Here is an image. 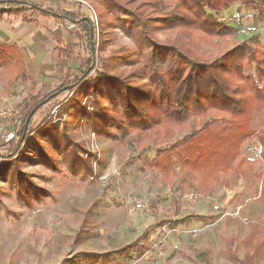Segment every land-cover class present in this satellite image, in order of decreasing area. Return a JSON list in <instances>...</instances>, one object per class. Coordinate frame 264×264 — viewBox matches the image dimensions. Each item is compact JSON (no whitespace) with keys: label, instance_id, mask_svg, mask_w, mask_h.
<instances>
[{"label":"trees","instance_id":"obj_1","mask_svg":"<svg viewBox=\"0 0 264 264\" xmlns=\"http://www.w3.org/2000/svg\"><path fill=\"white\" fill-rule=\"evenodd\" d=\"M82 1L78 0L77 6L70 10L41 9L59 22L64 18L81 30L80 35L88 38L87 48L91 51L88 58L82 57L84 63L72 77L63 78L53 97L64 92L75 94L80 84L88 86L80 88L96 101L89 127L97 135L119 139L125 149L135 153L140 149L138 158L154 150L152 169L159 170L163 181L179 179L188 190L195 188L207 193L231 189L235 180L248 173L244 167L250 160L242 154V148L253 135L261 145L264 161V37L259 33L246 40L239 39L233 47L215 56L203 50L202 42L203 38H224L238 33V28L224 18L223 12L231 8L239 14L238 21H253L258 27L264 19V0H90L99 14L89 0H84L86 5ZM1 5L6 7L2 10L0 7L3 13L23 12L28 8L13 1L1 2ZM99 15L101 26H118L132 39L136 46L135 58L131 54L107 57L95 54L96 42L95 49L90 45L91 29L94 40L100 31ZM158 30H176L179 38L160 42L155 35ZM59 51L71 55V50ZM123 66L130 69L124 73ZM0 67L1 78L9 85L30 80L22 56L13 45H0ZM106 94L114 104L110 110L102 101ZM79 97L72 98L74 102L70 106L75 102L80 104ZM49 101L48 96L27 103L22 109L20 124L14 129V138L6 143L16 141V152L35 132L36 138L50 140L57 157L73 173L81 178L98 176L92 166L93 155H82L85 147L77 145L66 126L59 127L46 118L38 120V114ZM65 104L69 109L70 103ZM86 113L87 108L79 106L72 116L79 119ZM110 123L122 131L121 135L111 131ZM37 147L38 161L60 170L55 156L41 144L37 143ZM180 162L182 166L177 168ZM0 173L17 188L19 199L32 206L39 200L36 191L40 189L20 171L9 167ZM260 179L258 198L264 206V173ZM176 203L179 207L180 202L176 200ZM251 226L258 228L257 223ZM154 228L144 231L145 241L150 240L148 231ZM89 232L87 228H80L74 242L82 241ZM253 239V233L243 239L242 257L232 248L233 243L235 246L239 243L231 240L226 250L228 257L238 264H255L261 258V248L260 239L257 237L256 242ZM77 256L85 264H123L122 256L131 255L127 250L118 249L84 251Z\"/></svg>","mask_w":264,"mask_h":264},{"label":"rangeland","instance_id":"obj_2","mask_svg":"<svg viewBox=\"0 0 264 264\" xmlns=\"http://www.w3.org/2000/svg\"><path fill=\"white\" fill-rule=\"evenodd\" d=\"M77 2L62 0L63 6L69 9L75 8ZM88 3L99 14L94 2L89 0ZM223 14L232 26L238 28V33L224 38H203V50L212 56L233 47L239 39L258 35L260 28L264 27V19L259 21L258 27L253 21H238L236 17L239 14L235 8L225 10ZM101 21L99 15L100 31L97 38L90 39L93 49L96 45L95 54L100 57L131 54L134 57L136 46L132 39L118 26H101ZM72 30L78 34V40L74 38L78 42L71 48V60H78L79 55L88 58L91 54L87 48L88 38H82L77 27ZM155 35L160 42L178 37L176 30H158ZM128 69L123 66L121 71ZM45 77L49 84L29 80L9 85L0 73V110L21 108L22 111L27 103L49 96L50 101L38 114V120L46 118V121L58 123L59 127L66 126L77 145L85 147V150L79 149L82 155H93L92 166L99 174L81 178L73 173L57 157L50 140L36 138L35 132L14 152L16 141L6 143L11 124L0 118V171L14 167L40 189L36 191L39 200L33 206L32 203L28 205L19 199L18 190L9 178L0 173V264H85L77 258L80 252L118 249L127 250L131 255L122 256L123 264H238L228 257L227 246L231 240H236L239 244L235 246L233 243L232 248L242 257L245 254L243 239L250 233H253V242L257 237L260 239L261 258L255 264H264V232L261 228L264 226V206L258 198L264 161L255 135L242 148V154L250 160L244 167L248 173L235 180L231 189L207 193L195 188L188 190L179 179L163 181L159 170L152 169L150 161L154 150L138 158L140 149L136 153L125 149L119 139L97 135L89 127V117L96 101L95 97L81 91L83 86L84 89L88 86L80 84L75 94L64 92L53 97L57 95L61 82L53 74L46 73ZM141 81L145 79L138 80V83ZM77 95L80 96V104L75 102L70 106L74 102L72 98ZM104 96L103 100L98 98L110 110L114 104L107 94ZM63 103H70L69 109ZM115 103L118 104L117 101ZM79 106L86 107L88 113L75 119L72 113ZM257 120L258 115L255 122ZM19 124L20 120L12 126L16 128ZM110 129L118 135L122 133L113 123H110ZM37 143L55 156L60 170L38 161ZM180 166L181 162L176 164L177 168ZM192 192L201 198H193ZM176 200L180 202L179 207ZM137 201L146 204L138 207ZM251 222L257 223L258 228H252ZM153 226L155 228L148 231L150 240L145 241L144 231ZM80 228H87L90 232L82 241L75 243L74 238Z\"/></svg>","mask_w":264,"mask_h":264},{"label":"crops","instance_id":"obj_3","mask_svg":"<svg viewBox=\"0 0 264 264\" xmlns=\"http://www.w3.org/2000/svg\"><path fill=\"white\" fill-rule=\"evenodd\" d=\"M5 1L28 6L23 12H0V45L18 48L30 81L49 84L46 73L53 74L59 82L67 76H73L82 64L81 55L78 60H71L73 54L64 55L59 49L71 50L78 42V34L72 30L75 26L65 22L64 18L59 22L53 15L41 10H70L63 6L62 0H0V3ZM0 7L1 10L6 8L2 5ZM55 23L58 25L54 26ZM69 70L72 72L69 73ZM93 167L95 172H99Z\"/></svg>","mask_w":264,"mask_h":264},{"label":"built area","instance_id":"obj_4","mask_svg":"<svg viewBox=\"0 0 264 264\" xmlns=\"http://www.w3.org/2000/svg\"><path fill=\"white\" fill-rule=\"evenodd\" d=\"M260 33L262 34V36L264 37V27L260 28ZM21 108H14V109H2L0 110V118H2V120H7L10 124H11V130L8 131L7 134V141L11 140L14 138L15 136V128L12 126L13 123L15 122H19L20 118H21ZM193 198H201L199 195H197L196 193H191L190 194ZM146 203L144 201H137L136 205L138 207H143ZM215 209H219L218 206L214 205Z\"/></svg>","mask_w":264,"mask_h":264},{"label":"water","instance_id":"obj_5","mask_svg":"<svg viewBox=\"0 0 264 264\" xmlns=\"http://www.w3.org/2000/svg\"><path fill=\"white\" fill-rule=\"evenodd\" d=\"M91 37H92V29H91Z\"/></svg>","mask_w":264,"mask_h":264}]
</instances>
